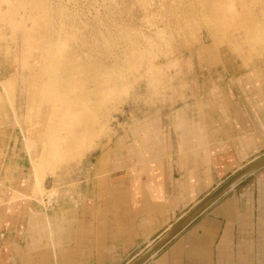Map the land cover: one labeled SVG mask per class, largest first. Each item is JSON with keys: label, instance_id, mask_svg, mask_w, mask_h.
Wrapping results in <instances>:
<instances>
[{"label": "rangeland", "instance_id": "374dc122", "mask_svg": "<svg viewBox=\"0 0 264 264\" xmlns=\"http://www.w3.org/2000/svg\"><path fill=\"white\" fill-rule=\"evenodd\" d=\"M244 90L264 93V0H0V125L30 201L72 200L100 155Z\"/></svg>", "mask_w": 264, "mask_h": 264}, {"label": "crops", "instance_id": "0c3cea01", "mask_svg": "<svg viewBox=\"0 0 264 264\" xmlns=\"http://www.w3.org/2000/svg\"><path fill=\"white\" fill-rule=\"evenodd\" d=\"M243 93L226 92L220 106L197 101L199 118L182 109L173 137L153 132L100 155L103 168L96 159L84 189L66 201L27 199L21 175L7 170L17 158L10 157L9 129L0 125V264H129L264 155V93ZM152 160L158 163L144 166ZM142 264H264V165Z\"/></svg>", "mask_w": 264, "mask_h": 264}, {"label": "water", "instance_id": "95a60500", "mask_svg": "<svg viewBox=\"0 0 264 264\" xmlns=\"http://www.w3.org/2000/svg\"><path fill=\"white\" fill-rule=\"evenodd\" d=\"M264 165V155L243 166L235 173L230 175L219 186L209 192L202 200L193 206L184 216H182L168 231L153 242L147 249L138 255L129 264H142L146 259L153 255L161 246L177 234L185 225H187L195 216H197L210 203L217 199L226 190L240 181L242 178Z\"/></svg>", "mask_w": 264, "mask_h": 264}, {"label": "bare ground", "instance_id": "6f19581e", "mask_svg": "<svg viewBox=\"0 0 264 264\" xmlns=\"http://www.w3.org/2000/svg\"><path fill=\"white\" fill-rule=\"evenodd\" d=\"M137 197H138V196H135V197H134V196L131 195V199H132V200H136ZM172 226H173V225H172ZM172 226H171V227H172ZM171 227H170V228H171ZM170 228H169V229H170ZM169 229H168V230H169ZM168 230H167V231H168ZM165 232H166V231H165ZM165 232H164V233H165ZM164 233H163V234H164ZM163 234H162V235H163ZM162 235H161V236H162ZM161 236H160V237H161ZM154 242H155V241H154Z\"/></svg>", "mask_w": 264, "mask_h": 264}]
</instances>
